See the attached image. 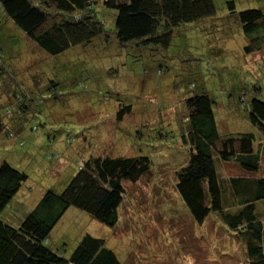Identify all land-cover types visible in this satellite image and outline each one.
Masks as SVG:
<instances>
[{"label":"rangeland","instance_id":"374dc122","mask_svg":"<svg viewBox=\"0 0 264 264\" xmlns=\"http://www.w3.org/2000/svg\"><path fill=\"white\" fill-rule=\"evenodd\" d=\"M226 1L214 0L216 18L177 32L167 51L119 44L115 10L101 5L97 17L105 35L56 55L31 41L0 5V113L14 134L0 136V162L27 175L23 186L32 197L47 189L60 192L90 156L151 160L148 173L124 182L116 226L70 207L51 233L55 251L68 257L90 234L103 239L121 264H242L246 259L217 212L196 223L175 190L176 172L190 158L182 139L188 114L184 98L207 92L220 136L249 132L255 148L264 144L244 107L251 97L264 101V59L243 52L248 38L234 25ZM232 1L236 12L264 11V0ZM214 21L220 26H210ZM28 91L34 107L21 112L13 95ZM126 105L131 112L117 121V111ZM6 110L8 115L2 113ZM261 154L256 175H264V150ZM219 172L255 176L235 163L221 164ZM13 207L9 204L2 215ZM263 208L257 203L259 215Z\"/></svg>","mask_w":264,"mask_h":264},{"label":"trees","instance_id":"16d2710c","mask_svg":"<svg viewBox=\"0 0 264 264\" xmlns=\"http://www.w3.org/2000/svg\"><path fill=\"white\" fill-rule=\"evenodd\" d=\"M225 4L233 13L234 25L248 38L243 52L264 59V11L246 8L236 12L234 1ZM0 5L7 19L51 55L105 35L102 17H97L101 5L115 10L114 32L119 44L153 50L167 51L177 32L216 18L214 0H0ZM211 24L220 26L216 21ZM29 92L13 95L21 112L34 107ZM184 103L188 114L183 118L187 126L182 139L190 146V158L176 172L175 190L196 223L202 224L210 212L218 213L245 250L242 264H264V208L261 215L257 210V203L264 206V175H256L264 144L260 142L255 148V136L249 132L220 136L214 101L207 92L184 98ZM244 107L246 118L259 128L264 141V101L251 97ZM130 112V105L122 106L116 120ZM2 113L8 115L10 111ZM6 124L0 113V136H13ZM223 163H235L242 172L255 176L224 177L219 172ZM150 164L147 156H90L77 165L60 192L47 189L37 198L23 186L27 175L1 161L0 264H121L103 239L90 234L83 235L65 257L55 251L51 233L70 207L107 227L116 226L126 191L124 182L148 173ZM22 190L15 208L26 210L15 225L16 209L5 217L2 211ZM177 203L181 205L179 200ZM8 216L10 219H5Z\"/></svg>","mask_w":264,"mask_h":264},{"label":"crops","instance_id":"0c3cea01","mask_svg":"<svg viewBox=\"0 0 264 264\" xmlns=\"http://www.w3.org/2000/svg\"><path fill=\"white\" fill-rule=\"evenodd\" d=\"M257 53V52H256ZM258 57V56H257ZM22 192H23V190L21 191V192H19V193H17V195L18 196H16V198H14V202H12L13 203V205H14V209H16L18 206H19V204H20V202H19V199L21 198V194H22ZM21 206V205H20ZM16 207V208H15ZM22 207V206H21ZM20 207V208H21ZM24 210H26V208L24 209V207H22L21 208V210H18L17 211V209H16V214H17V216L15 215V217H13V221H14V223H15V225H18L19 223H20V220L22 219V216H23V212H24Z\"/></svg>","mask_w":264,"mask_h":264}]
</instances>
